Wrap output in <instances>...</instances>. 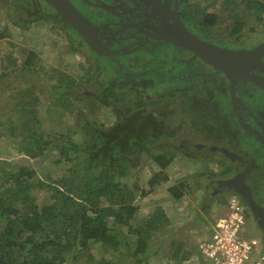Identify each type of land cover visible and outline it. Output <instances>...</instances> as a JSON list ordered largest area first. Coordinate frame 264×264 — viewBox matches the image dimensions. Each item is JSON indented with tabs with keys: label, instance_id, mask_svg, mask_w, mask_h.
Listing matches in <instances>:
<instances>
[{
	"label": "flooded vegetation",
	"instance_id": "af4514ba",
	"mask_svg": "<svg viewBox=\"0 0 264 264\" xmlns=\"http://www.w3.org/2000/svg\"><path fill=\"white\" fill-rule=\"evenodd\" d=\"M70 1L94 25L101 50L56 14L53 20L71 52L82 56V70L90 69L85 73L87 97L104 93L120 109L123 103L110 95L135 99L138 110L158 121L160 132L150 136L151 143L171 155L170 167L192 176L190 183L201 185L202 197L225 200L234 191L244 207L245 225L264 252V54L248 61L246 73L229 74L171 41L180 36L181 23L217 46L253 48L264 43V10L259 19L248 15L236 28L230 13L246 10H222L219 0H201L207 6L199 8L192 0ZM76 44L79 49H73ZM90 52L98 55V67ZM235 65L229 64V71ZM110 105H102L106 126L113 122Z\"/></svg>",
	"mask_w": 264,
	"mask_h": 264
},
{
	"label": "trees",
	"instance_id": "16d2710c",
	"mask_svg": "<svg viewBox=\"0 0 264 264\" xmlns=\"http://www.w3.org/2000/svg\"><path fill=\"white\" fill-rule=\"evenodd\" d=\"M20 1L16 0L11 6L17 11H28L29 16L24 17L23 25L40 18L52 21L57 16L56 10L45 0ZM192 1L196 8L203 6L199 4L201 0ZM219 2L222 10L242 7L247 10L242 14L238 11L230 13L229 17L236 28L246 23L245 17L248 15L259 19L264 10V0ZM43 3L51 8L49 12L41 6ZM8 35L6 27H0V39ZM77 48L80 47L76 44L73 49ZM34 61L35 53L29 49L23 64L31 67ZM90 61L95 67L99 66L96 53ZM85 73L89 74L90 69L84 68L80 72L84 77ZM69 96L73 97L70 87L60 88L59 100ZM107 97L104 93L96 94L92 97L93 105L89 109L92 110L95 100L101 106L111 104L112 111L108 112V117L113 121L111 125L106 126L104 121L78 115L75 120L82 135L78 140L65 131L56 132L49 139L43 138L42 132L30 124L31 111H26L27 116L20 128L27 132L34 143L26 149V156L37 158L45 152L49 142L57 139L54 145L60 156L57 158L61 160V156H64L68 164L61 174L53 176L48 172L44 178L37 174L36 167L28 161L0 165V264H112L113 257L120 261L128 257V264H145L147 257L138 252V247L144 241L158 240L163 233L170 237L171 232L166 228L170 218L161 206L144 216H138V199L146 196L159 181L167 179L164 169L174 160L171 155L155 149L151 143L152 137L160 132L158 121L138 110L139 103L135 99L126 101V96L110 95L115 101L123 103L124 108L120 109ZM148 158L159 169L147 178V186H141L139 179H130V175L133 170L143 169ZM38 160L36 163H40ZM206 178L204 175L203 179ZM178 181L168 187L175 199L182 196L183 188L186 187L183 181ZM34 187L50 190L49 199L38 211L32 205L34 195L28 193V189ZM200 187L199 184L194 185L195 190ZM231 193L236 194L232 191L228 196ZM218 197L215 195L209 199L224 204L226 199ZM203 198L206 197L198 199L201 206ZM206 211L204 206L196 214L200 213L203 218ZM197 222L194 217L187 230ZM211 227L206 226L207 231ZM119 236H123L124 240ZM98 244H106L112 257L95 253L94 246ZM193 244L194 240L189 242L173 236L169 239V247L164 250V247L158 246L152 255L163 253V258L156 264H183L194 258L191 255L196 244Z\"/></svg>",
	"mask_w": 264,
	"mask_h": 264
},
{
	"label": "rangeland",
	"instance_id": "374dc122",
	"mask_svg": "<svg viewBox=\"0 0 264 264\" xmlns=\"http://www.w3.org/2000/svg\"><path fill=\"white\" fill-rule=\"evenodd\" d=\"M15 3L16 0H0V27H6L9 32L8 36L0 39V165L9 164L12 161H28L36 167L39 176L44 178L48 172L55 176L61 174L68 164L64 156H61V160L57 158L60 157L58 151L54 149L57 139L52 140L54 143L49 142L45 152L37 158L26 156V149L34 144L27 132L20 128L27 116L26 111H31L30 124L42 132L43 138L49 139L56 132L65 131L74 140H78L82 135L75 120L76 117L88 116L105 122L107 119L105 108L98 101H94L92 110L89 109L93 105L91 100L94 99L87 97V92L90 93V91L84 88L86 77L80 74L84 65L82 56L78 51L71 52V46L58 24L40 18L23 25L24 17H28L29 13L24 9L15 10L11 6ZM239 4L242 6V3ZM44 5L43 3L41 6L49 12L51 8ZM225 25L226 21H222L221 26ZM254 25L257 26V23ZM29 49L35 53L36 62L34 61L31 67H25L23 61ZM90 55L94 53L90 52ZM76 83H80L82 87L75 85ZM65 86L70 87L73 97L59 100L60 88L63 89ZM26 90L27 92L22 94ZM80 96H83L82 99H79ZM35 159H40L38 160L40 163H36ZM148 160L149 158L143 169L133 170V174L130 175V179L137 177L141 186H147V178L159 169L156 164ZM175 167L177 166L174 165L172 168ZM170 168L168 165L164 169L168 176L166 180L159 181L146 196L138 199L139 217L161 206L170 218V224L166 227L171 232L170 237L163 233L158 240L140 242L143 245L138 247V252H142L147 257L145 264H156L161 260L163 253L154 256L153 251L158 246L164 247L165 250L169 247V239L173 236L184 238L189 242L199 239L201 234L207 231L206 226L210 228L213 219L223 213L226 205L227 198L224 204L214 199L203 198L202 207L198 199L203 193H198L194 189V181L190 183L193 177L180 175L176 173L178 169ZM179 179L186 184V187L183 188L182 196L175 199L174 195L168 191V187L178 183ZM28 193L34 195L32 205L38 211L49 199L50 190L46 187H34L28 189ZM206 196L209 194L206 193ZM204 206L207 211L202 218V215L196 212L201 208L204 209ZM194 217L198 222L188 231V224ZM246 230L248 234L252 233L250 228ZM119 238L124 240L123 236ZM94 252L112 257V252L108 251L106 244L94 246ZM113 260L112 264H128L129 262L128 257L122 261L113 257Z\"/></svg>",
	"mask_w": 264,
	"mask_h": 264
},
{
	"label": "built area",
	"instance_id": "2783aa9c",
	"mask_svg": "<svg viewBox=\"0 0 264 264\" xmlns=\"http://www.w3.org/2000/svg\"><path fill=\"white\" fill-rule=\"evenodd\" d=\"M224 209L208 233L196 240L200 255L211 264H264L258 237L246 230L244 207L239 197L231 193Z\"/></svg>",
	"mask_w": 264,
	"mask_h": 264
},
{
	"label": "water",
	"instance_id": "95a60500",
	"mask_svg": "<svg viewBox=\"0 0 264 264\" xmlns=\"http://www.w3.org/2000/svg\"><path fill=\"white\" fill-rule=\"evenodd\" d=\"M57 12L64 24L74 28L85 41L97 51H100L98 39L94 32V25L86 18L70 0H45ZM178 38V39H177ZM177 40L171 41L179 43L185 47L192 49L195 54L202 59L210 62L215 66H220L223 70L232 74L234 72L246 73L248 71V61L256 60V58L264 54V43H261L253 48L228 49L217 46L215 44L201 40L192 34L180 23V36ZM235 63L232 71H229V64ZM244 200V199H243ZM246 203V202H245Z\"/></svg>",
	"mask_w": 264,
	"mask_h": 264
},
{
	"label": "crops",
	"instance_id": "0c3cea01",
	"mask_svg": "<svg viewBox=\"0 0 264 264\" xmlns=\"http://www.w3.org/2000/svg\"><path fill=\"white\" fill-rule=\"evenodd\" d=\"M208 233V231H207ZM205 233L201 234V237L204 236ZM195 243H196V239H195ZM195 245V244H193ZM192 257L194 256V258H192L191 260H188V264H211V261L209 259H207L206 257L202 256L199 254L198 250L196 249L195 246V251L193 252V254L191 255ZM168 264H172V263H168Z\"/></svg>",
	"mask_w": 264,
	"mask_h": 264
}]
</instances>
